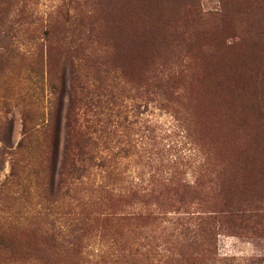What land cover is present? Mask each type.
Wrapping results in <instances>:
<instances>
[{
	"label": "rangeland",
	"instance_id": "rangeland-1",
	"mask_svg": "<svg viewBox=\"0 0 264 264\" xmlns=\"http://www.w3.org/2000/svg\"><path fill=\"white\" fill-rule=\"evenodd\" d=\"M139 82L127 168L164 203L52 194L24 121ZM0 264H264V0H0Z\"/></svg>",
	"mask_w": 264,
	"mask_h": 264
},
{
	"label": "trees",
	"instance_id": "trees-1",
	"mask_svg": "<svg viewBox=\"0 0 264 264\" xmlns=\"http://www.w3.org/2000/svg\"><path fill=\"white\" fill-rule=\"evenodd\" d=\"M71 85L75 91L74 85ZM101 88L102 90L90 88L87 84L85 87L81 86L86 96L83 105L76 107L71 98L65 114L62 108L56 109L52 129L28 126L24 121L25 144H20L21 147L29 146L32 154L44 157L50 173L49 187L52 194H68L75 187H81L90 195L95 194L97 202L100 200L105 206H111L110 208L116 204L131 206V202L147 205L149 201H153L154 206L162 205V191L149 188L141 173L135 174L127 168L133 145L124 137L123 131H126L141 113L142 96L147 93L144 84L139 82L130 87L128 91L134 90L135 94H131L126 100H123L122 91H114L110 85H103ZM220 98L218 95L212 101L217 104ZM61 102L60 99V104ZM221 138L225 151L228 147L227 137L222 133ZM32 141L38 143L35 149L30 147ZM142 157L149 162L155 161L146 150ZM187 163L186 161L183 165ZM165 185L168 183L163 184ZM182 185L193 187L188 183ZM145 208L146 206L141 205L138 211H130L127 214L119 211L118 216L125 215L123 218L129 217V220L153 217V209L142 211Z\"/></svg>",
	"mask_w": 264,
	"mask_h": 264
}]
</instances>
